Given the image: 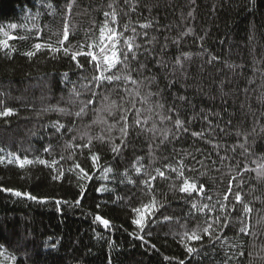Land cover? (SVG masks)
I'll return each mask as SVG.
<instances>
[{
	"label": "trees",
	"instance_id": "1",
	"mask_svg": "<svg viewBox=\"0 0 264 264\" xmlns=\"http://www.w3.org/2000/svg\"><path fill=\"white\" fill-rule=\"evenodd\" d=\"M68 2L0 0V27L18 37L10 41L14 51L9 55L0 52V94H3L0 109L11 107L16 110L14 115L0 118V149H3L0 155L14 153L21 159L27 156L29 159L39 157L49 162L53 159L58 161L56 167L38 162L24 168L15 162L0 164V186L48 198L46 203H40L0 192V251L4 252L0 255V264H179L182 259L189 264L179 233L195 227L206 216L197 213L199 220L189 222L192 217L187 214L192 201L183 193L169 190L170 184L179 183L175 173H166L171 176L169 180L157 178L153 182L158 193H166V201L157 213L160 219L146 229V232H151V236H145L147 243L132 235L136 227L131 224L135 216L131 209L147 202L148 197L143 195L144 186L141 183L147 179L145 173L156 175V168L163 170L166 164L175 166L183 150L191 152L194 143L195 147L204 151L210 152L211 147L203 141L194 142V138L187 133L179 142H166L159 147L157 145L162 139L159 133L156 139L150 133H132L129 147L119 156L112 153L109 144L97 140H93L91 151L82 147L66 148L73 136L77 137L73 144L83 145L89 137L107 135L105 126L93 124L96 117L92 114L80 120L55 110L45 112L43 109L53 106L66 108L73 113L77 111L78 102L75 105L68 103L73 98L72 90L75 87L83 91L81 85L87 83L83 77L90 79L95 74L94 69L83 57L78 58L85 64L81 70L70 55L50 52L46 48L31 58L24 53L35 51L33 46L38 42L55 45L56 40L61 38L66 15L71 29L70 44L66 43V46L71 50H79L78 45L84 42L85 30L93 20L97 25L93 35L98 36V26L104 19L103 12L109 10L111 0H76L71 13L67 11ZM143 3L148 4L150 11L141 7L128 16L121 13L119 24L129 23L139 33L146 31L148 37L144 39L156 37L159 43H154L153 47L157 51L165 43L164 37L179 39L178 47L169 43L166 49L168 54L164 59L169 64L168 70L157 71V67L149 63L150 73L143 75H157L159 88L164 90L161 102L165 104V109L177 96L188 98L190 104L180 102V119H190L200 112L219 114L218 120L212 118L214 126L219 124L215 139L229 149L228 152L221 149L219 155H228L229 159L223 166L217 162L215 167L209 165L201 169L200 165L186 157L185 162L197 170L186 171L185 175L204 183L214 200L222 199L228 181L236 175L237 170L245 166L254 169L256 164L253 161L264 162L259 159L264 156V102L260 99L264 97V0H142ZM118 7H124L119 0ZM189 11H192V17L187 15ZM147 21H152L154 27L140 29L139 25ZM10 24L18 27L12 29ZM190 28L193 33L183 35ZM38 30H42L39 37ZM131 34L130 30L125 32V36ZM0 37L4 38L2 33ZM137 42L143 43L144 40L138 37ZM182 53H189L190 59L184 61L182 70L174 71V59ZM211 56L219 59L210 64L208 60ZM144 60L141 57V61ZM132 67H137L135 62ZM173 81L174 86L165 87ZM152 90L157 89L153 86ZM112 98L117 97L113 94ZM57 120L73 128V132L61 129L57 133L52 127ZM73 120L75 123H72ZM228 121L231 124L224 134H220L219 129L225 128ZM108 122L114 121L109 118ZM157 123L160 129L172 127L168 122ZM202 127L205 124L199 119L189 125L190 131H199ZM237 130L248 136L247 153L239 147L235 152L230 150L233 145L244 143L243 136L238 138L235 135ZM112 135L117 137L116 143H119V132L114 130ZM81 136L83 139H80ZM150 144L154 156L149 155ZM49 145H52L51 152H44ZM93 152L100 156L97 167L92 166L90 159ZM61 155L65 157L63 160L60 159ZM69 155L75 159H68ZM137 157L143 158L141 163L144 165V172L139 176L133 168ZM200 158L197 154V159ZM213 159L217 157L213 155ZM75 162H79L92 178H83L78 170L69 172L68 169ZM229 167L234 170L230 172ZM57 168L62 169L65 175L54 180L52 177L57 174ZM107 168H111V171L105 172ZM217 168L220 170L217 171ZM201 171H206L207 175L200 176ZM253 177L255 172L244 174V179L250 180L244 191L249 193L246 197L249 201H253L254 197L261 198L254 201L253 217L261 221L257 227L260 235L256 243L264 244V203L261 202L264 200V183L257 182ZM129 179L135 183H129ZM81 192L84 193L83 198L76 206L74 201L81 198ZM193 198L200 203L208 202L195 194ZM57 200L69 203L57 205ZM97 204L100 205L99 209ZM97 213L109 219L112 227L105 229L99 222H94ZM163 216L173 219L164 222ZM236 227L232 231H225L230 241L238 243L245 238L237 236ZM141 234L137 232V235ZM52 244L56 247L52 248ZM151 245H155V248ZM203 245V252L191 259L190 264H222L225 252L221 246L217 244L213 247L207 237ZM247 245L251 250V241H247ZM193 246L200 247L199 244ZM13 255L16 257L14 262L7 259ZM165 257L170 259L165 260ZM247 262L246 256L235 264ZM255 264H264V261H256Z\"/></svg>",
	"mask_w": 264,
	"mask_h": 264
},
{
	"label": "snow or ice",
	"instance_id": "2",
	"mask_svg": "<svg viewBox=\"0 0 264 264\" xmlns=\"http://www.w3.org/2000/svg\"><path fill=\"white\" fill-rule=\"evenodd\" d=\"M76 0H69L67 4V11L71 13ZM119 4L124 7H118V0H111L108 4V11L103 12V22L98 26V36H94V29L97 27L96 22L93 20L91 26L85 30L84 42L78 45L79 50H71L66 43L70 44L71 29L69 26V21L67 15L65 17V22L63 25L61 38L57 39L55 45L50 42H38L34 44L35 51H28L24 53L27 57L31 58L36 55L41 49H48L50 52L63 53L64 55H70L71 60L76 62L77 68L83 70L85 64L81 63L78 59L83 57L85 62L94 69L95 74L89 79L88 77H83L87 83L82 84L81 87L83 91L76 90L73 88V98H71L68 103L75 105L79 103V108L77 111L70 112L68 109L63 107H53L49 106L44 108L43 111L55 110L61 114L67 115L70 118L75 117L77 119L83 120L92 114L96 118L92 121L93 124H103L105 126V132L107 135H100L97 137H89L87 143L81 145L79 143L73 144V141L77 140L76 136L72 137L66 145L67 149L72 148H86L91 151L93 147V140H97L100 143H107L110 145V150L115 156L122 154L123 150L129 147L130 136L132 133L137 135L152 134V138H157V133L162 137L160 139V145L166 142L177 141L182 138L184 134H190L195 141H203L207 146L211 147V151H204L201 148L195 147L193 144V150L191 152L183 150V154L180 159L176 161V165L172 164L164 165V169L156 168V175H151L150 173H145L147 179L141 181L143 184V195L147 196V202H142L139 206L132 208V212L135 216L131 220V224L136 227V231L132 235H136L137 239L140 241H145V236H151V232H146L152 224L156 223L159 217L157 213L160 209L165 206L166 193H158L154 181L159 178L160 180H169L171 176L166 173H175L176 180L179 183H172L169 185L170 191H178L179 193L185 194L189 200H191V208L189 210L188 216L192 217L189 222L195 223L199 220V216L196 214H203L206 216L201 223H196L195 227L191 229H186L182 233H179L181 243L185 248L187 258L189 259V264L191 259L199 256L203 252V241L207 237L209 243L215 247L219 244L221 249L224 250L225 256L222 264H235L237 260L242 261L243 258L247 256V264H255L256 261H264V244H257L256 241L259 239V232L257 231L258 225L261 223L260 220H255L253 217L254 211V201L260 200V197H254L253 201H249L246 197L249 193L244 191L246 184H250V180L246 181L244 179V174L249 172H255V179L257 182L264 183V162L253 161L256 164L254 169H249L245 166L241 170L236 171V175L228 181L226 192L222 199H213V196L208 194L204 183L198 182L195 178L186 177V171H196L197 169L185 162V158H190L194 164L200 165L201 169H206L209 165L215 167L217 162L221 166L224 162L229 159L228 155H219L221 149L228 152L229 149L225 148L224 145L217 142L215 137L218 135L217 128L219 124L213 125V117L217 120L219 119V114L208 111L195 113L193 117L187 120H182L179 117V105L180 102L184 104H190V101L186 96L180 95L175 98V100L168 105L165 109V104L162 103L163 99V89L159 88V80L156 74L143 75L145 72L150 73L148 67L149 63H152L157 67V71L163 69L168 70L169 64L164 59L167 56V47L171 43L173 46H179V39L170 40L169 37H164L165 43L159 46V50L153 47V44H158L159 41L156 37H151L150 39H144L148 37V33L145 31L139 33L135 26H131L129 23L123 25L119 24L118 17L123 13V15L128 16L130 13H135L138 8L143 7V10L150 11L148 4L143 3L142 0H119ZM51 6V5H49ZM91 7V6H89ZM127 11H124V9ZM39 15V13H37ZM192 17V11L187 14ZM34 19V17L32 18ZM10 28L16 29L18 26L16 24H10ZM23 27V25H21ZM36 25L33 24V28ZM140 29H149L154 27L152 21H147L139 25ZM122 29V30H121ZM131 31V35L125 36V32ZM159 30V29H157ZM37 31V37L40 36V32ZM0 33L3 35V39H0V52H4L9 55L14 49L10 44V41L18 39L15 35H10L9 32L5 31L0 27ZM193 33L190 28L183 35H188ZM140 37L144 40L143 43L137 42V38ZM123 38V39H122ZM19 39H26V37H19ZM203 40V37H200ZM58 45V46H56ZM183 57V59L181 58ZM181 56H176L173 62V70H182L184 61L190 59L189 53H182ZM141 57L145 60L141 61ZM55 58V57H54ZM219 59L218 57L211 56L208 63ZM133 62L136 63L137 67H132ZM229 68L234 67L233 65H226ZM162 79V77H161ZM251 83V81H249ZM175 85L173 81L171 84H166L165 87H172ZM153 86L156 87V91H153ZM202 91V90H201ZM247 91V89H245ZM113 94L116 95V99H113ZM3 94H0V105H2ZM81 96L84 99H78ZM261 101L264 102V97H260ZM16 113V110L11 107H2L0 109V118L9 117ZM118 116V119H117ZM111 118L114 122L109 123L108 120ZM201 120L204 122L205 127H202L199 131H190L189 125L195 122V120ZM163 124L168 122L172 124L171 128L160 129L158 123ZM72 123H75L73 120ZM231 124V121L226 122L225 128H220L219 133L224 134L226 128ZM57 133L61 132V129H66V132H73V128L67 127L65 124L60 123L59 120L55 121L52 125ZM119 132V143H116V136H113V131ZM264 131V128H262ZM235 135L239 138L243 136L244 143H238L231 147V151L235 152L236 148L239 147L243 149L244 152H248L247 140L248 136L245 133L236 131ZM83 139V136L80 137ZM52 145L44 148V152H51ZM175 151V149H174ZM3 152V149H0ZM197 154L201 157L197 159ZM149 155L154 156L152 145H149ZM213 155L217 159H213ZM65 157L61 155L60 159L63 160ZM115 158V157H114ZM68 159H75L73 155H69ZM92 166H99L100 156L99 153L93 152L91 157ZM142 157H137L136 161L133 163V168L139 176L144 172V165L141 163ZM264 161V156L259 158ZM17 163L20 168H24L25 165H30L33 163H40L48 167H56L58 161L53 159L51 162L36 157L35 159H29L25 156L23 159L14 153H8L7 155H0V164L3 163ZM238 167V166H237ZM86 179H91L92 177L88 172L81 167L79 162H75L69 169V172H76ZM217 171L220 169L217 168ZM234 169L229 167V171ZM105 172H110L111 168L104 169ZM65 173L62 169L57 168V174L52 177V179H60L64 177ZM207 175L206 171H201L200 176ZM125 176H127V170H125ZM107 178V177H106ZM123 182V181H121ZM129 183H135V181L129 179ZM101 189H97L100 191ZM0 192L10 193L15 197H25L31 201H37L40 203H46L48 198L37 197L32 195L27 191H20L13 188H5L0 186ZM193 194L196 197H204L208 202L200 203L198 199L193 198ZM84 193L81 192V198L74 201L76 206H79ZM159 197V198H158ZM231 197V199L229 198ZM121 199V198H117ZM264 203V200H261ZM61 203L67 204L68 201L57 200L56 204ZM96 207L99 209L100 205L97 204ZM192 210H195L194 212ZM215 214V215H213ZM172 217L163 216L162 220L164 222H171ZM94 222H99L105 229L112 227L111 221L104 218V216L97 213L94 217ZM235 228L237 236L245 238L240 242H232L226 234V229L229 231ZM184 228V225H181ZM138 233H143L137 235ZM247 241H251V250L248 248ZM194 244H199L200 247L193 246ZM52 248L56 245L52 244ZM155 248V245H151ZM4 252L0 251V255ZM11 261H15L16 257H7ZM165 260L170 259L165 257ZM179 264H185V260H180Z\"/></svg>",
	"mask_w": 264,
	"mask_h": 264
},
{
	"label": "rangeland",
	"instance_id": "3",
	"mask_svg": "<svg viewBox=\"0 0 264 264\" xmlns=\"http://www.w3.org/2000/svg\"><path fill=\"white\" fill-rule=\"evenodd\" d=\"M6 30V29H5ZM1 38V37H0Z\"/></svg>",
	"mask_w": 264,
	"mask_h": 264
}]
</instances>
